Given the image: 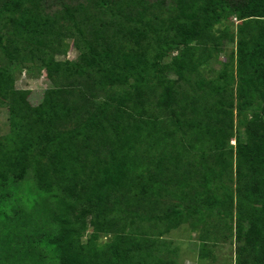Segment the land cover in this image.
<instances>
[{"label": "trees", "instance_id": "trees-1", "mask_svg": "<svg viewBox=\"0 0 264 264\" xmlns=\"http://www.w3.org/2000/svg\"><path fill=\"white\" fill-rule=\"evenodd\" d=\"M0 102V264H264V0H0Z\"/></svg>", "mask_w": 264, "mask_h": 264}, {"label": "rangeland", "instance_id": "rangeland-1", "mask_svg": "<svg viewBox=\"0 0 264 264\" xmlns=\"http://www.w3.org/2000/svg\"><path fill=\"white\" fill-rule=\"evenodd\" d=\"M236 25L237 21L235 20ZM177 40L181 42V36L178 34ZM231 49V48H230ZM77 58V52L75 49H71L66 56L65 59L73 61ZM226 56H221L219 61H224ZM62 59V58H61ZM211 66L213 69L218 70L220 68L219 64L215 61H212ZM210 68V67H209ZM43 75V74H42ZM15 94H10L9 103L15 102V97L19 94V92L30 91L31 95L28 98L29 102L32 106L38 105L43 98V94L46 89L50 88L52 85L46 79L45 75L43 76H34L30 75L26 71H24L21 75L16 76V84H15ZM20 100H18L19 102ZM17 102V101H16ZM3 103V102H0ZM4 105H0V136L7 132V118H8V106L6 103ZM210 128L216 129L217 131L221 129V125L219 124H209ZM236 127V126H235ZM233 148L235 146V142H232ZM193 222H196V219H193ZM193 231L190 227H183L181 229L173 231L167 238L173 242H175V247L180 246L179 256L181 259H176L179 264H211L210 260H199L198 258V234L192 233ZM229 242V241H228ZM200 246V245H199ZM220 248H216V256L218 257V263L223 262L225 264H234V252L235 246L232 243L227 245H221Z\"/></svg>", "mask_w": 264, "mask_h": 264}]
</instances>
